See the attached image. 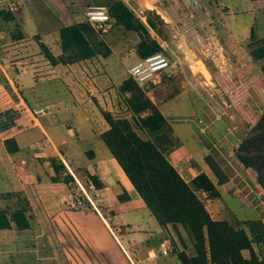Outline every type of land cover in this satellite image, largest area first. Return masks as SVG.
Returning <instances> with one entry per match:
<instances>
[{"label": "crops", "instance_id": "obj_1", "mask_svg": "<svg viewBox=\"0 0 264 264\" xmlns=\"http://www.w3.org/2000/svg\"><path fill=\"white\" fill-rule=\"evenodd\" d=\"M78 1L81 8L95 3L93 0ZM248 1L246 7L237 8L219 0L218 4L224 9L219 15L224 20L227 14L245 12L248 20L243 28H248L253 25L254 14L264 12V0ZM71 2L30 0L26 6L24 3L7 20L18 28L17 33L21 32L16 40L26 34H36L37 40L43 42L51 53L58 54L57 28L84 18L83 11L79 16L77 10L71 8ZM262 30L264 26L258 28V31ZM126 31L123 37L129 39L124 40L128 41L129 55L134 57L125 66L124 75L112 76L110 71H105L108 54L121 57L118 54L120 49L115 50L111 44L123 42V38H105L98 31L94 33L106 41L110 50L105 56L55 64L44 58L47 63L44 68L48 67L45 71H38L39 67L35 65H21L17 60L13 69L8 65L4 70L0 65V92L4 93L0 94L1 106L18 109L22 105L31 121L12 131L18 146L14 152L5 150L0 133V193L22 192L34 214L30 227L15 229L11 223L9 228L0 229V264H178L177 250L191 253L190 241L182 227L161 226L156 222L99 137L107 123L98 107L111 112H116L120 106L124 108L117 86L128 74V66L137 58L133 49L137 35L133 30ZM37 40L33 39L36 48L33 53L43 57ZM159 43L165 50V41ZM93 58L102 66V71H67L68 66H94L91 63ZM182 58L187 63L183 55ZM55 78L65 84L67 91L62 84L54 86ZM161 84L159 87L163 89L164 84ZM20 88L26 97L19 93ZM173 96L158 98L156 105L161 113L162 105ZM3 98L7 100L3 101ZM28 102L30 106H27ZM35 109L42 111L33 112ZM16 121L19 122V117ZM217 124L221 123L217 121ZM195 125L196 130L187 125L191 146L172 133L177 144L167 153L168 160L185 181L206 169L201 158L205 150L199 133L200 122L197 120ZM197 151L201 155L200 161L194 158L193 153ZM50 156L60 159L62 172L71 177L69 181L51 178L55 173L46 159ZM88 174L93 175L100 185L89 188ZM226 183L222 184L225 186ZM251 187L249 190L254 192L253 197L261 199L262 190L255 181ZM82 190L86 192V196L83 195L84 208L75 203ZM119 194L121 199L117 197ZM216 199L219 200L215 197L209 205L210 209L218 212L214 206ZM11 202L8 196H0V207ZM163 240L171 246V251L165 255L158 249Z\"/></svg>", "mask_w": 264, "mask_h": 264}, {"label": "trees", "instance_id": "obj_2", "mask_svg": "<svg viewBox=\"0 0 264 264\" xmlns=\"http://www.w3.org/2000/svg\"><path fill=\"white\" fill-rule=\"evenodd\" d=\"M104 3L112 19L110 30H133L137 33L133 45L137 57L158 50L164 53L160 43L148 31L150 28L161 39L167 40L161 28L164 20L154 9L145 7L142 20L123 0H106ZM1 16L8 20L13 13L6 12ZM57 32L60 52L56 55L36 37L42 56L51 64L73 63L96 55L105 56L110 51L106 41L94 33L86 19L60 25ZM112 36V33L104 34L105 38ZM243 46L250 62L256 64L259 75L264 78V30L256 31L250 25ZM164 75L165 72L161 71L158 81L149 80L142 85L126 75L117 86L119 94H122L124 113L98 107L107 123V127L99 133L100 139L156 222L161 226L179 225L186 233L191 253L177 250L178 264H264L263 217L258 215L230 220L207 208L205 201L219 197V186L228 178L220 162L205 153L203 162L206 169L185 181L168 160L167 153L175 144V139L169 122L155 101L159 98L156 91L162 90L156 86L161 84ZM53 81L54 86L62 84L64 91H67L60 79L55 78ZM123 92H127V95H123ZM165 92L161 98L171 96L168 94L170 91L164 95ZM19 93L25 96L21 88ZM6 100L3 98V101ZM18 117L19 122L16 121ZM28 118L27 109L22 105L18 109L6 107L0 110V133L7 152L18 149L12 131L29 124L31 121ZM46 159L55 173L52 179H71L70 175L62 172L63 164L58 157L50 156ZM232 159L242 169L253 171L255 183L264 192V105L254 120L240 131L232 147ZM87 177L94 186L100 185L93 175L88 174ZM200 190L206 192L203 198L205 201L198 196ZM3 195L8 196L12 202L0 207V229L9 228L11 223L15 229L30 227L34 214L26 196L20 191L0 193V196ZM117 197L122 198L120 194Z\"/></svg>", "mask_w": 264, "mask_h": 264}, {"label": "rangeland", "instance_id": "obj_3", "mask_svg": "<svg viewBox=\"0 0 264 264\" xmlns=\"http://www.w3.org/2000/svg\"><path fill=\"white\" fill-rule=\"evenodd\" d=\"M93 1L95 3L88 4H105L106 0ZM123 1L142 20H144L145 7L154 9L164 20V25L161 26L162 34L167 37V40H164L166 43L164 53L169 57L172 66L162 71L165 72V78L162 77L160 83L164 86L162 90L156 91V95L161 97L164 90H166L164 95L168 91H170L169 95L174 94L162 105V113L167 118L172 133H176L177 138L184 139L187 145L191 146L187 125L193 126L192 128L196 130L195 124L198 120L201 127L199 132L202 135L201 144L205 152L201 153L202 157L198 151V153L194 152V158L200 161V157L203 159L205 153L211 154L227 173V183L225 186L224 184L219 186L220 197L214 202L219 213L210 209L209 202L214 198L205 201L203 198L206 192L203 190L198 191V196L205 201L208 209L216 212L220 217L238 220L260 215L264 218V192L262 191L260 199L255 196L254 198V192L249 190H252L251 184L254 183L253 171L242 169L232 159V147L236 137L247 123L254 120L257 112L264 105V78L259 75L256 64L250 62L243 46L249 30V27L243 28L248 16L245 12L227 14L223 20L219 14L224 9L218 4L219 0ZM221 1L227 6L237 8L246 7L249 3L248 0ZM78 2L72 0L70 6L81 16L87 4L81 8ZM27 9L29 10L30 7ZM254 17L253 27L258 31V28L264 26V12H256ZM111 23L110 18L106 25L92 26V29L98 31L99 35L112 33L114 37L123 38V42L111 44L115 50L120 49L118 54L121 57L108 54L105 58L107 65L105 71H110L112 76L124 75L125 66L134 56L129 55L131 52L129 44L127 45L129 39L125 36L127 40H124L123 37L127 31L114 28L110 30ZM17 31L18 28L0 17V65L4 70H7L8 65L9 69H13L17 60L21 65L39 67L38 71L47 70L48 67L44 68V65L47 66L44 57L33 53L36 50L33 39L36 40L37 35L26 34L16 40L21 35L20 30L19 33ZM148 31L158 42L163 40L152 29L149 28ZM182 55L187 59L188 64L183 60ZM92 61L94 66L90 64L88 68H85V65L68 66L67 71L72 73L102 71V66L97 60L93 58ZM181 69L184 71L182 72ZM0 71H2L1 67ZM166 73H169L168 78ZM159 86L160 84L156 88L159 89ZM120 99L124 104L123 98ZM4 108L6 107L0 104V110ZM115 113L123 114L124 108L120 106ZM217 121L221 124H217ZM175 144H177L176 140ZM243 253L245 254V251Z\"/></svg>", "mask_w": 264, "mask_h": 264}, {"label": "built area", "instance_id": "obj_4", "mask_svg": "<svg viewBox=\"0 0 264 264\" xmlns=\"http://www.w3.org/2000/svg\"><path fill=\"white\" fill-rule=\"evenodd\" d=\"M29 0H0V16L6 12L16 13L20 10L21 6ZM84 19H86L90 25L100 26L106 23L110 17L107 13L106 6L104 4H87L83 8ZM172 66V62L169 57L158 50L143 57H137L127 68L128 75L138 84L142 85L146 81L155 80L159 76V73L166 68ZM41 109H35L33 112H41ZM93 183L88 181V187L92 188ZM203 193V191H201ZM83 195L86 196V192L82 190L80 195H77L75 203L82 208L86 207L83 201ZM159 252L163 255L168 254L171 251V246L168 241L163 240L159 243Z\"/></svg>", "mask_w": 264, "mask_h": 264}]
</instances>
